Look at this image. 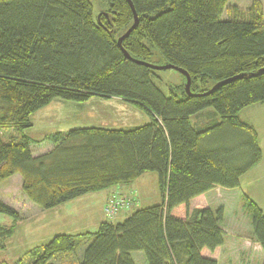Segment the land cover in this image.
<instances>
[{"label":"trees","instance_id":"16d2710c","mask_svg":"<svg viewBox=\"0 0 264 264\" xmlns=\"http://www.w3.org/2000/svg\"><path fill=\"white\" fill-rule=\"evenodd\" d=\"M103 0L96 17L89 0H0V188L19 175L28 201L49 211L85 194L128 184L155 173L161 203L140 208L95 232L62 233L29 250V264H51L86 244L79 264H218L223 209H190L197 196L220 187L239 188L240 178L262 159L258 134L238 118L264 103V17L258 0L242 18L221 19L228 0ZM158 61L187 72L191 96L169 86L168 97L152 82L154 71L130 58ZM239 77L208 93L215 83ZM119 98L150 121L136 128L70 129L37 157L30 115L53 100L83 103ZM212 109L203 129L190 122ZM8 129L18 134L5 139ZM253 239L264 252V213L249 197ZM4 240L22 220L0 199ZM86 241V242H85ZM132 253H141L138 263ZM0 264L2 259H0Z\"/></svg>","mask_w":264,"mask_h":264},{"label":"rangeland","instance_id":"374dc122","mask_svg":"<svg viewBox=\"0 0 264 264\" xmlns=\"http://www.w3.org/2000/svg\"><path fill=\"white\" fill-rule=\"evenodd\" d=\"M89 1L93 5L96 17L102 11L107 10V5L103 0ZM253 1L255 0H228L221 19H228L236 14H239L242 18L245 17L251 9ZM258 1L263 8L264 17V0ZM152 53L149 64L158 61L156 52L153 49ZM154 75L151 78L153 84L166 97L169 93L168 87L171 85L179 87L183 80L182 75L173 69L156 70ZM206 112L212 113V109H208ZM237 116L240 120L249 121L255 125L262 140V159L259 164L244 174L239 188L228 190L215 188L211 193L202 196L203 201L198 202V204H206L213 211H217L218 208L223 209L221 228L224 231V244L218 252V264H264V252L253 239L249 212L244 206L243 197H249L264 213V103L248 106L239 112ZM30 118L32 126L26 128L24 134L32 140L30 146L35 157L49 152L54 145V141L59 140L54 136L64 135L70 129L92 127L107 129L136 128L146 125L150 121L148 115L125 100L116 97L101 98L97 96L91 97L88 101L80 104L61 99L53 100L46 107L32 113ZM209 118H211V115ZM17 136L15 130L8 129L6 133L3 132L2 139L3 141L8 138L15 139ZM158 180L155 173H147V176L142 178L137 186V189L140 190L139 199L138 191L135 189L117 190L109 195L103 207L105 216L97 207L98 200H93L95 193L100 191L85 194L84 197L62 204L64 206L60 208L45 211L33 205L22 194L21 177L19 175L6 180L0 188V199L19 212L22 220L17 224L15 234L8 240L3 241L0 235V259H2V263L29 264L31 262V255L28 254L29 250L51 241L55 235L86 231L95 232L97 224L103 218H106L107 221L118 220L129 213L133 214L134 211L140 209L139 206L160 204ZM121 185L127 184H118L117 186ZM117 186H114V188ZM117 197L130 202L129 206L116 212L115 216L109 217L104 209L111 200ZM194 204L198 205L196 201ZM62 211L65 215H62ZM11 221V218L0 215V225L8 226ZM86 244L79 247L74 254L55 257L50 263L79 264V260L81 261L83 252L86 249ZM142 256L141 253H132V257L138 263L141 262Z\"/></svg>","mask_w":264,"mask_h":264},{"label":"crops","instance_id":"0c3cea01","mask_svg":"<svg viewBox=\"0 0 264 264\" xmlns=\"http://www.w3.org/2000/svg\"><path fill=\"white\" fill-rule=\"evenodd\" d=\"M261 104H263V103H261ZM212 116L213 115V113H211V112H206V110H204L202 113H200L199 115H197V116H194L192 119H191V123L193 124V126H194V128H196V129H203L204 127H206L209 123H210V121L209 120H211L210 118H209V116ZM244 121V120H243ZM245 123H249V124H251L252 126H253V128H254V130H256V127H255V125L252 123V122H249V121H244ZM256 132H257V134H258V141H259V146H260V148H261V146H262V140H261V137H260V134L258 133V131L256 130ZM262 149V148H261ZM34 156V155H33ZM35 157V156H34ZM147 176V174L146 175H143V176H141V177H139V179L138 180H136V181H133V182H130V183H128L127 185H121V186H117V187H113V188H108V189H106V190H104V191H100V192H97V193H95V197H93V200H95V199H97L98 201L97 202H99L98 203V205H97V207H99V211L103 214V207H104V205H105V202H106V199L109 197V195H111L112 193H114V192H116L117 190H123V191H126V190H128V189H131V190H133V189H135V190H137L138 191V199L140 198V190H138L137 189V186H138V184H139V182L140 181H142V178H144V177H146ZM244 176V175H243ZM242 176V177H243ZM240 178V182H239V186H240V184H241V182H242V179L243 178ZM218 189H220V190H226V189H223V188H220V187H217ZM212 191H214V189L213 190H211V191H209V192H207V193H211ZM206 193V194H207ZM205 194V195H206ZM205 195H201V196H197V197H195L191 202H190V209L191 210H193V209H196V208H199V209H201V208H210V206H208V205H206V204H198V202H201V201H203V197L202 196H205ZM82 197H84V196H82ZM81 198V197H80ZM140 201V200H139ZM197 202V204L198 205H195L194 204V202ZM205 202V201H204ZM140 203V202H139ZM194 204V205H193ZM62 206H64V205H62ZM140 208H145V207H151V206H149V205H147V204H145V206H139ZM60 208V207H59ZM57 209V208H56ZM62 215H65V213H64V211H62ZM104 216H105V214H103ZM130 215V213L128 214V215H126V216H124V217H122V218H119L118 220H121V219H123V218H126V217H128ZM118 220H112V221H107L106 220V218H103V220H100L101 222H99L98 224H97V228H98V226H99V224L100 223H104V222H111V223H113V222H117ZM99 221V220H98ZM78 233V232H77ZM72 235H74V234H72Z\"/></svg>","mask_w":264,"mask_h":264},{"label":"water","instance_id":"95a60500","mask_svg":"<svg viewBox=\"0 0 264 264\" xmlns=\"http://www.w3.org/2000/svg\"><path fill=\"white\" fill-rule=\"evenodd\" d=\"M126 2L128 3L131 11H132V14H133V23H132V27L126 31L123 35H121V37L117 40V44L118 46H121L122 44V40L125 39L126 37H128V34L137 26L138 24V15L135 13V10H134V6H133V3L130 1V0H126ZM124 51V55L126 58L128 59H131V60H134L135 62H137V64L139 65H143L144 67L146 66L147 68H150L152 71H156V70H160V71H163V70H167V69H173L175 70L177 73L179 72V74H181L185 79H186V82H185V85H184V92H185V95L187 97L191 96V91H190V82H191V78L189 77V75L187 74L186 71H184L183 69L181 68H177V67H174L170 64H163V65H152V64H149L148 62H140V61H137L135 59H132L130 58V56L128 55V53ZM257 74H264V71H259ZM239 79V77H234V78H229V79H225L221 82H218V83H215L213 86H212V89L208 92H213V90L215 89H218L219 87H222L223 85H226V84H229V83H232L234 82V80H237Z\"/></svg>","mask_w":264,"mask_h":264},{"label":"built area","instance_id":"2783aa9c","mask_svg":"<svg viewBox=\"0 0 264 264\" xmlns=\"http://www.w3.org/2000/svg\"><path fill=\"white\" fill-rule=\"evenodd\" d=\"M128 201H124L122 199L114 198L111 200L105 207L104 211L108 214L109 217L115 216L116 212L125 209L126 206H129Z\"/></svg>","mask_w":264,"mask_h":264}]
</instances>
